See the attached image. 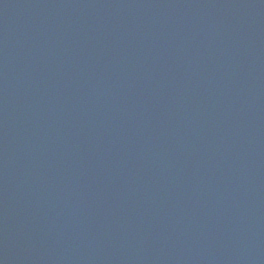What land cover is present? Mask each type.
<instances>
[{
    "label": "water",
    "instance_id": "water-1",
    "mask_svg": "<svg viewBox=\"0 0 264 264\" xmlns=\"http://www.w3.org/2000/svg\"><path fill=\"white\" fill-rule=\"evenodd\" d=\"M0 264H264V0H0Z\"/></svg>",
    "mask_w": 264,
    "mask_h": 264
}]
</instances>
